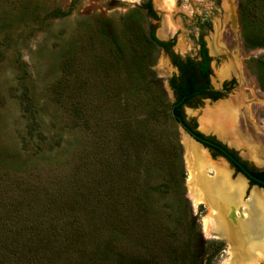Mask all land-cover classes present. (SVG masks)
Listing matches in <instances>:
<instances>
[{
  "label": "rangeland",
  "instance_id": "374dc122",
  "mask_svg": "<svg viewBox=\"0 0 264 264\" xmlns=\"http://www.w3.org/2000/svg\"><path fill=\"white\" fill-rule=\"evenodd\" d=\"M162 1L0 0V264H121L118 257L221 264L231 257L230 243L204 236L208 207H193L187 195L189 154L165 86L178 72L146 38L153 31L182 60H197L203 42L218 86L229 58L215 45L216 24L237 18L248 0H174L170 11ZM229 28L223 41L239 46L251 82L243 108L255 102L263 121L253 117L252 127L264 125L257 78L264 46L247 47L241 24ZM26 90L35 134L21 100ZM229 99L185 112L199 122ZM248 132L264 144V135ZM29 233L35 236L26 242Z\"/></svg>",
  "mask_w": 264,
  "mask_h": 264
},
{
  "label": "bare ground",
  "instance_id": "6f19581e",
  "mask_svg": "<svg viewBox=\"0 0 264 264\" xmlns=\"http://www.w3.org/2000/svg\"><path fill=\"white\" fill-rule=\"evenodd\" d=\"M163 5L170 11L175 6L174 0H163L162 8ZM219 73H222V70ZM235 110L232 104L226 103H218L212 109L208 108L201 118L200 128L203 131H214L222 137H230V144L237 148H246V152L242 153L254 160L257 165H263L264 144L258 135L249 133L247 127L241 130L233 129L237 117ZM253 128L256 134L264 135V130L258 133L255 124ZM182 139L185 151L189 154L187 195L193 207L204 203L209 209L208 214L202 219L204 236L207 239L221 238L230 243L228 251L231 257L221 264L264 263V194L252 189L248 199L243 201L245 180L240 175L232 179L223 161L219 164L211 162L205 151L190 141L185 134L182 135ZM209 172L214 174L209 176ZM241 203L245 204V207H242L240 216L229 220L230 210L236 211Z\"/></svg>",
  "mask_w": 264,
  "mask_h": 264
},
{
  "label": "flooded vegetation",
  "instance_id": "af4514ba",
  "mask_svg": "<svg viewBox=\"0 0 264 264\" xmlns=\"http://www.w3.org/2000/svg\"><path fill=\"white\" fill-rule=\"evenodd\" d=\"M188 1L190 3L192 2V0H188ZM230 18L231 19H229V21H227L225 24H223L221 18L220 23L216 24L218 33L214 37L215 45L219 48V50L225 51V55H227V58H229L228 61L229 63L227 64L226 73H225L226 75L219 74L220 80L222 79V82L218 86H214L210 82L209 79V75L211 72L210 57L206 50V54L209 57V70H210L209 73H207L206 76L196 77L193 86L194 88L193 94H190L187 98L179 96L177 86L182 84V79L175 57H178V59L180 60L182 59L177 54H173L172 52H170V48L159 47V49L168 53V57L171 63L175 66L178 72L177 75L171 76L169 78V82L172 87L173 96H174V100L172 102L170 101V103L173 104L172 110H170V112L172 114L174 121L179 125V127H180V123L182 124V128L188 135L186 136L190 139V141H192L194 144H196L202 150H204L206 155L208 154L211 162L214 163V161H218V162L223 161L224 164L227 166L226 168L230 172L231 178H234L235 175H238V173L242 174L241 177L245 180L246 183L245 192L242 198L244 201L247 200L248 193L253 185H258L263 189L264 187L253 181L251 178H249L234 161H237L246 171H248L252 175L263 180H264V174L258 175V173L261 172L264 173V168L258 167V165L255 162H251L250 159H248L249 158L248 156L244 157V155L242 156L239 153V151L241 150H243V152H246V148H237L236 146L230 144L229 143L230 137L228 138V136L222 137L221 135H218L214 131L201 130L200 121L197 122L194 116L189 117L185 112L186 106L193 108L194 105L202 104L203 102H208L209 104H215L221 100L230 98L229 100H232L231 102H233L232 106L236 109L235 117L237 116L233 124L234 130L237 129L241 130L247 126L249 130L253 131V127L251 124L253 117L256 118L257 120L263 121V118L259 116V112L257 110H254L255 102L248 104L246 106V110L243 108V103L249 101L251 99L250 97L252 96V93L249 90L250 88L249 86H251V82L249 81V78L247 76L248 73L247 68L242 66V64L239 62V57L241 56L239 46H237V50L236 49L232 50L230 46L223 41V38L226 37L225 35L227 32L228 35H231L229 33L230 31L227 30L230 29L229 28L230 23L232 21L234 22V20L232 18V15ZM205 20L209 21V19L206 18ZM208 25H211L210 22H208ZM157 39L160 40L159 38ZM160 41H164V40H160ZM200 48L196 53L197 60H192V61L198 63L201 62L202 54ZM227 52L231 54V56H229ZM174 108L177 109V113L174 111ZM263 126L264 125H256L258 133H260V130L262 129ZM200 204H204V203H200ZM237 210L239 211L238 213L236 212ZM237 210L236 211L230 210L228 216L229 220H232V216L234 217V219L236 216L237 217L240 216L242 208L239 206ZM232 211H234L235 213ZM261 264L264 263L261 262Z\"/></svg>",
  "mask_w": 264,
  "mask_h": 264
},
{
  "label": "trees",
  "instance_id": "16d2710c",
  "mask_svg": "<svg viewBox=\"0 0 264 264\" xmlns=\"http://www.w3.org/2000/svg\"><path fill=\"white\" fill-rule=\"evenodd\" d=\"M254 1L255 5L257 6L260 3L264 5V0H248L244 1L243 3H240L239 5V19L240 24L242 28V37L243 42L245 45L249 48H257V47H263L264 46V7L259 9V13L257 15L252 14L249 10L254 7V3L251 4ZM147 43L152 45H155L157 47H166L170 48V42L160 41L156 38L153 31H149V34L147 35ZM201 54H202V60L201 62H194L191 59L188 60H180L178 57L176 58V63L178 64L179 71L181 73V79L182 84L178 85V94L181 97L187 98L190 94H193L194 92V82L196 77L199 76H206L207 73H209V57L206 54V48L204 46V43L202 42L201 48H200ZM257 69L259 72H257V78L259 87L261 90H264V61H257ZM152 77L154 78L155 75L153 73V70H150ZM173 83V82H172ZM21 100L24 104V111L27 114V119L29 121V132L32 134H35L37 132V121L34 114V106L31 104V99L27 94V90L22 93ZM172 103H169V115L172 117V114L170 110H172ZM174 111L177 113V109L174 108ZM173 118V117H172ZM264 174L263 172L258 173V175ZM54 198V201L57 202V196L55 192L53 191L52 196L50 197L52 199ZM66 201V198L61 202L63 203ZM73 202V200L71 201ZM66 202L65 207L70 210L71 205H74V202ZM61 208V207H60ZM122 227V224L119 225H113L111 229L120 231ZM97 233H99L97 231ZM35 235H30L29 237L24 236L23 240L28 242V239L34 238ZM69 237V236H68ZM110 243V242H109ZM109 243L105 242L103 245V250H108ZM176 250V249H175ZM174 250V252H175ZM218 250V246L215 247L210 254H214V252ZM184 252V251H183ZM189 254L185 251V257H187ZM117 262H120L121 264H156L153 259H147L145 261H140L138 259H130L129 263L126 261L124 262L123 257H118ZM95 262L91 263L94 264Z\"/></svg>",
  "mask_w": 264,
  "mask_h": 264
},
{
  "label": "water",
  "instance_id": "95a60500",
  "mask_svg": "<svg viewBox=\"0 0 264 264\" xmlns=\"http://www.w3.org/2000/svg\"><path fill=\"white\" fill-rule=\"evenodd\" d=\"M232 18L234 20L235 23H237L238 25V28L240 30V22H239V14L237 16V18L232 14ZM228 34V32L226 33ZM240 43H241V40H240ZM227 54H229L227 52ZM229 56H231V54H229ZM169 78L170 76H166V81H165V86L166 88L169 90V93H170V98H171V102L174 100V96H173V90H172V87L170 85V82H169ZM180 127H181V130H182V133L187 135V133L184 131V129L182 128V124L180 123ZM188 136V135H187ZM240 168L241 170L249 177L251 178L253 181H255L256 183H258L259 185H262L264 187V180L263 179H260L254 175H252L251 173H249L248 171H246L237 161H234ZM238 175L242 176V174L238 173ZM252 189L254 190H257L259 192H262L264 194V189L261 188L260 186L258 185H253L252 186ZM232 219L234 220V217L232 216Z\"/></svg>",
  "mask_w": 264,
  "mask_h": 264
}]
</instances>
